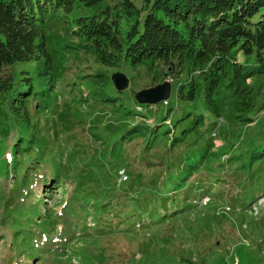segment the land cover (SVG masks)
I'll list each match as a JSON object with an SVG mask.
<instances>
[{"label":"rangeland","instance_id":"rangeland-1","mask_svg":"<svg viewBox=\"0 0 264 264\" xmlns=\"http://www.w3.org/2000/svg\"><path fill=\"white\" fill-rule=\"evenodd\" d=\"M28 67L32 70L34 66ZM81 68L80 72H87L90 66ZM108 72L122 73L129 79L124 90L128 93L122 94V100L114 97L113 101L120 108V100L124 103L127 99L124 104L128 110H142L134 112L130 122L152 121L155 113L162 117L170 107L166 120L174 123L193 107L192 102H178L174 97L168 104L167 99L161 104L134 105L135 94L149 88L146 70L126 71L122 66ZM70 74L72 77L73 72ZM174 79L168 72L158 84L168 81L172 92ZM250 80L256 87L261 79L253 76ZM66 86L59 84L58 89ZM81 92L87 94L85 88ZM53 99L58 106L48 108L52 113H38L35 107L31 116L38 126L37 141L45 147L43 156L46 154L49 162L70 163L62 169L61 184H49L51 194L45 193L40 181L46 168L36 172L31 169L32 173L27 178L19 177V181L13 167L8 168L6 160L12 154L14 140L29 133L23 134L9 120L2 121L0 264H264V161L241 164L247 151L264 142L262 98L249 112L248 124L234 123L227 113L212 130L208 129L214 141L206 150L212 156L180 178L183 180L176 179L180 158L188 152L186 145L171 151L164 139L155 148L133 139L118 147L112 144L114 135H108L123 125L118 115L100 108V102L95 108L92 97L79 103V109L63 94ZM33 106L30 104V111ZM54 110L64 112L63 119L54 116ZM79 144L87 146V151H79ZM34 148L38 149V144ZM100 149L104 150L101 155L112 159L106 161L108 168L101 173L106 171L107 182L98 179V167L93 166L91 173L89 166H82L85 159L96 157L97 162ZM263 154H256L253 161ZM110 168L113 170L108 173ZM166 194L176 197L167 203V212L160 207ZM191 194H195L191 199L183 198ZM118 205L121 208L115 211ZM64 206L67 211H62ZM57 213L63 215V221L56 219ZM95 216L106 224L96 223ZM65 225L72 230L73 241L63 239L61 227Z\"/></svg>","mask_w":264,"mask_h":264},{"label":"trees","instance_id":"trees-1","mask_svg":"<svg viewBox=\"0 0 264 264\" xmlns=\"http://www.w3.org/2000/svg\"><path fill=\"white\" fill-rule=\"evenodd\" d=\"M29 65L34 66L32 70L27 69ZM79 65H89L90 69L80 72ZM122 66L126 71L144 68L149 88L172 73L175 85L167 104L174 97L178 102H192L193 107L174 123L166 120L170 107L162 117L155 113L152 121L130 122L132 114L142 110H128L124 104L127 99L121 101L122 94L128 92L118 91L111 80L114 73L108 72ZM253 76L261 79L256 87L250 80ZM103 83L109 89L102 88ZM59 84L66 87L58 89ZM58 94L71 99V106L77 109L82 107L79 103L92 97L95 108L100 102V108L118 115L123 125L108 133L114 135L112 144L118 147L133 139L151 144L150 148L164 139L171 151L186 145L188 152L180 158L178 180L212 156L206 150L214 141L208 129L212 130L217 120L228 113L234 123L248 124V114L258 98L264 105V0H0V131L9 120L23 134L29 133L17 136L6 163L13 167L18 181L19 177L27 178L31 169L46 168L40 181L50 194L49 184H61L62 169L70 163L49 162L47 155L43 156L45 147L37 141L38 126L31 116L35 107L38 113L57 107L53 97ZM114 97H121L120 108ZM30 104L35 105L33 111ZM55 115L63 119L64 112L54 110ZM207 118L212 121L206 122ZM77 148L87 151L81 144ZM103 151L96 152L97 162L96 157L85 159L82 166H89L91 173L93 166L98 167V179L107 182L106 171L101 173L108 168L106 161L112 159L101 155ZM260 152L264 153L263 141L247 151L241 164L264 161V154L253 161ZM112 170L107 169L108 173ZM112 185L115 192V183ZM176 195L181 196L180 192ZM175 200V194L170 198L166 194L161 209L167 212V203ZM80 211L89 214L85 208ZM55 217L64 220L59 213ZM94 220L106 224L99 216ZM66 225L62 237L70 242L73 234Z\"/></svg>","mask_w":264,"mask_h":264},{"label":"water","instance_id":"water-1","mask_svg":"<svg viewBox=\"0 0 264 264\" xmlns=\"http://www.w3.org/2000/svg\"><path fill=\"white\" fill-rule=\"evenodd\" d=\"M111 80L118 91L125 90L128 87L129 80L122 73H114ZM171 92V84L167 81L157 84L148 89L140 90L135 94V99L139 104H157L166 101Z\"/></svg>","mask_w":264,"mask_h":264}]
</instances>
